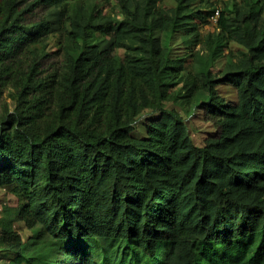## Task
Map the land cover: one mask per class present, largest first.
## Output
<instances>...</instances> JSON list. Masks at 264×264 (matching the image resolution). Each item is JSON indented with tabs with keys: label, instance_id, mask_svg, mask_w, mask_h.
Listing matches in <instances>:
<instances>
[{
	"label": "trees",
	"instance_id": "obj_1",
	"mask_svg": "<svg viewBox=\"0 0 264 264\" xmlns=\"http://www.w3.org/2000/svg\"><path fill=\"white\" fill-rule=\"evenodd\" d=\"M165 1L119 0L117 19L71 11L69 0H0V82H20L27 101L39 93L37 114H28L36 122L48 97L57 99L62 121L32 137L15 128L20 117L0 135V185L19 190V219L32 231L26 239L7 221L8 264H100L108 243L137 250L142 264H264V2L231 0L217 33H204L212 0ZM40 6L49 13L31 21ZM168 32L208 50L201 78L183 87L215 127L204 147L167 107L190 57L172 56L157 36ZM52 33L64 40L58 90L38 64L11 77ZM231 41L245 51L226 55L217 77L211 63ZM222 83L236 90L235 104L218 95ZM147 109L161 116L139 139L136 118Z\"/></svg>",
	"mask_w": 264,
	"mask_h": 264
},
{
	"label": "rangeland",
	"instance_id": "obj_2",
	"mask_svg": "<svg viewBox=\"0 0 264 264\" xmlns=\"http://www.w3.org/2000/svg\"><path fill=\"white\" fill-rule=\"evenodd\" d=\"M226 4H223L226 11H231V0H224ZM204 0H197L196 6H202ZM224 2V3H225ZM165 3L173 5L171 0H166ZM82 6L87 9H102L105 14L122 19L123 14L119 0H69V7L71 11H74L77 7ZM223 8V7H222ZM49 9L43 6L37 8L34 15L31 16V21L42 19L47 16ZM201 32L210 33L215 32V23L210 22L206 25H200ZM161 37L165 46L170 48L172 56H190L186 63V70L181 75V79L176 85L178 91L177 98L170 101L167 107L170 110H176L182 116L187 128L189 136L193 143L197 147H204L205 141L215 134V127L210 121H206L203 111L193 102L188 105L183 99L185 92L183 87L194 76L201 78L202 66L201 58L206 59L208 50L203 46H195L194 43L189 45V48L183 44V35L181 33H161L157 34ZM96 39L100 40L101 35L97 34ZM64 40L58 33H52L48 36L46 41L38 45H33L29 50L18 59L19 65L15 67L14 71L10 75L14 77L16 74H22L26 71L29 65L38 64L41 71L46 75L53 85L52 91L58 90V83L56 77L59 75L61 68L65 62V55L63 50ZM241 51H245L242 46L234 41L228 42L224 55L218 57L211 63V71L217 77L222 76V72L226 65V55L229 53L236 55ZM122 53V52H121ZM2 67L0 66V72ZM7 82V80H5ZM20 82L12 81L9 83L0 82V135L3 133V129H10L8 124L13 119H20L15 121V128L24 132L28 131L32 137L43 135L45 130L49 127L55 128L59 126L62 121L59 118L58 108L60 107L57 99L52 98L49 94L48 101L44 105L45 117L41 121H34L32 117H28V114H37L36 100L39 99V93L36 98L33 94L27 92L28 101L26 98H22ZM218 95L225 100L228 104H235L237 101L236 90L228 83H222L216 85ZM22 98V99H21ZM39 106V105H38ZM28 111V113H26ZM161 112L158 110H145L141 115L136 118L135 130L133 136L139 139L147 138V130L145 128L146 121H156L160 118ZM24 203L21 200L20 192L15 185L3 186L0 185V264H8L13 258L14 254L5 251L3 244L1 243V232L7 221H13V225L17 231H19L24 238H28L32 235V231L29 230L25 222L19 219V212L23 208ZM107 254L105 257L99 256L100 264H142L140 257L132 253L131 249L125 244H110L104 247Z\"/></svg>",
	"mask_w": 264,
	"mask_h": 264
},
{
	"label": "built area",
	"instance_id": "obj_3",
	"mask_svg": "<svg viewBox=\"0 0 264 264\" xmlns=\"http://www.w3.org/2000/svg\"><path fill=\"white\" fill-rule=\"evenodd\" d=\"M215 3V11L214 14L210 17V22L217 23L220 17V11L222 9V4L224 0H212ZM264 2V0H262Z\"/></svg>",
	"mask_w": 264,
	"mask_h": 264
}]
</instances>
